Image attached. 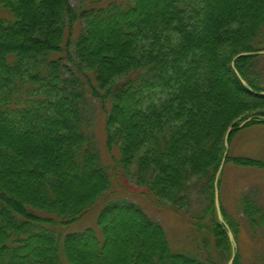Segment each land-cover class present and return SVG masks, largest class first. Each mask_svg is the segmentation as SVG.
<instances>
[{"label": "trees", "instance_id": "trees-1", "mask_svg": "<svg viewBox=\"0 0 264 264\" xmlns=\"http://www.w3.org/2000/svg\"><path fill=\"white\" fill-rule=\"evenodd\" d=\"M78 1L0 0V264H228L226 226L233 264H247L240 235H264V204L242 192L232 214L222 185L229 164L264 170L231 151L264 125L261 56L235 59L264 50V0ZM89 95L122 173L191 227L190 248L117 196L86 129ZM96 208L100 234L64 232Z\"/></svg>", "mask_w": 264, "mask_h": 264}, {"label": "rangeland", "instance_id": "rangeland-1", "mask_svg": "<svg viewBox=\"0 0 264 264\" xmlns=\"http://www.w3.org/2000/svg\"><path fill=\"white\" fill-rule=\"evenodd\" d=\"M125 3L127 0H106ZM75 7L80 5L78 0H70ZM79 23L77 24L78 28ZM260 63L264 67V54L260 55ZM69 66L71 63H68ZM72 67V65H71ZM74 69V68H73ZM86 129L92 139L93 145L99 152L103 163L109 167L113 175V189L119 197L138 203L151 217L162 223L174 248H190L195 237L194 231L179 216L167 208H157L144 195L133 178L122 173L121 167L116 161L119 158L115 148L109 152L106 147L105 114L99 100L90 95L85 102ZM232 154L249 155L264 159V125H255L243 128L233 139ZM251 191L257 199L264 204V170L250 167H239L233 164L227 165L222 185L223 203L232 213H237L236 200L242 192ZM98 208L84 216L81 220L67 227L65 231H81L92 227L100 234L96 225ZM240 250L247 264H264V235L258 233L253 238L249 230L244 229L240 235ZM238 247V246H237Z\"/></svg>", "mask_w": 264, "mask_h": 264}, {"label": "water", "instance_id": "water-1", "mask_svg": "<svg viewBox=\"0 0 264 264\" xmlns=\"http://www.w3.org/2000/svg\"><path fill=\"white\" fill-rule=\"evenodd\" d=\"M261 54H264V50H256V51H249V52H241V53H239V54L235 57V59H236L237 57H239V56H242V55H261ZM241 81H242L243 84H247V82L245 81V79L241 78ZM263 93H264V92H263ZM251 120H252V117H249V118L243 120L239 125L230 127L229 130H228V132L231 131V130H233V129H240V128H243V127H244L249 121H251ZM227 138H228V134H227V136H226L227 150H226V152H225V157H226V155H227V153H228V149H229ZM225 157H224V159H223V161H222V164H221V167H220V169L218 170L217 175H216V186H217V184H218V179H219V176H220V173H221L222 167H223L224 162H225ZM216 205H217V208H218L219 218H220L221 221H224V218H223V215H222V213H221V209H220V203H219V189H218V188L216 189ZM226 228H227L228 235H229L230 240H231L232 245H233V254H232V257H231V259L229 260L228 264H233V262H234V260H235V257H236L237 242H236V240H235V236H234L233 232L231 231V229H229L228 226H226Z\"/></svg>", "mask_w": 264, "mask_h": 264}]
</instances>
